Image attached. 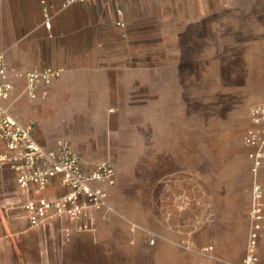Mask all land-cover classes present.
Here are the masks:
<instances>
[{
  "label": "rangeland",
  "instance_id": "rangeland-1",
  "mask_svg": "<svg viewBox=\"0 0 264 264\" xmlns=\"http://www.w3.org/2000/svg\"><path fill=\"white\" fill-rule=\"evenodd\" d=\"M132 15L104 58V83H81L66 119L82 141L104 144L90 152L116 168L130 229L81 230L102 241L97 257L85 248L62 264H223L197 251L207 244L241 264L255 186L243 137L264 98V0H146ZM11 178L0 169V264H26L11 230L26 211L2 183ZM259 253L264 264V240Z\"/></svg>",
  "mask_w": 264,
  "mask_h": 264
},
{
  "label": "crops",
  "instance_id": "crops-1",
  "mask_svg": "<svg viewBox=\"0 0 264 264\" xmlns=\"http://www.w3.org/2000/svg\"><path fill=\"white\" fill-rule=\"evenodd\" d=\"M63 1L0 0V55H5L11 70L65 69L64 75L51 86L47 99L31 100L25 92L26 79L12 75L15 89L12 98L3 103L12 106V112L19 121L34 123V137L40 144L54 148L59 139L69 140L81 154L83 168L88 172L102 161L90 152L101 141L93 145L90 134H85L82 141L79 131L72 133L68 130L70 124L66 119L71 118L73 102L76 108L79 107L80 100L75 97L82 92L81 83H90L93 89L97 88V83L98 86L104 83V58L112 57L111 45L134 27L132 8L146 0H90L68 8L63 7ZM46 9L53 17L52 29L45 24ZM118 9L124 12L121 18L117 14ZM120 19L125 24L124 28L118 25ZM71 91L75 93L72 98ZM3 148L0 140V149ZM2 183L12 185V194L23 209L25 199L18 192L15 178L4 179ZM97 185L108 193L113 210L103 208L96 212L93 229L102 231L106 228L113 233L129 231L130 222L124 216H128L130 211L123 209L117 199L123 188L118 182L115 186ZM72 191L56 178L42 196L56 199ZM249 213L250 210L248 219ZM23 218L25 220L12 226L11 230L18 236L17 243L26 254V264H62L64 256L66 259L80 257L85 248L91 249L93 256L97 257L96 248L103 246L102 241L87 239L85 233L78 231L77 223L68 218H52L40 227L30 225L26 212ZM1 226L6 240H11L8 230ZM263 240L264 235L261 242Z\"/></svg>",
  "mask_w": 264,
  "mask_h": 264
},
{
  "label": "built area",
  "instance_id": "built-area-1",
  "mask_svg": "<svg viewBox=\"0 0 264 264\" xmlns=\"http://www.w3.org/2000/svg\"><path fill=\"white\" fill-rule=\"evenodd\" d=\"M86 1L90 0H64L63 7ZM117 14L122 17L123 10L118 9ZM45 18L46 27L52 29L53 17L48 9ZM118 25H124L121 19ZM64 73L65 69L59 67L12 71L5 55H0V140L4 144L0 149V169L9 170L15 178L32 227H40L52 218L65 217L77 223V229L81 231L91 229L94 214L109 207L108 193L97 183L115 185L116 168L105 160L98 162L91 171H85L81 154L69 140L59 139L54 148L40 144L34 137V123L19 121L12 106L3 103L12 98L15 89L12 75L26 79L25 92L31 100H38L49 97L51 86ZM250 119L251 125L244 134L243 143L249 150L255 186L249 213V239L241 264L259 263V247L264 235V188L260 182L264 165V98L250 109ZM56 178L71 187L72 193L56 199L43 197L42 193ZM152 238L150 235V244L155 243ZM197 251L223 264H236L217 256L213 245L200 247Z\"/></svg>",
  "mask_w": 264,
  "mask_h": 264
}]
</instances>
